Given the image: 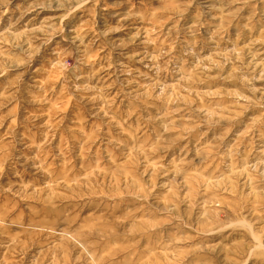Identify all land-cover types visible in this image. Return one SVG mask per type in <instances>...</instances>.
I'll return each instance as SVG.
<instances>
[{
	"label": "rangeland",
	"instance_id": "1",
	"mask_svg": "<svg viewBox=\"0 0 264 264\" xmlns=\"http://www.w3.org/2000/svg\"><path fill=\"white\" fill-rule=\"evenodd\" d=\"M0 264H264V0H0Z\"/></svg>",
	"mask_w": 264,
	"mask_h": 264
}]
</instances>
